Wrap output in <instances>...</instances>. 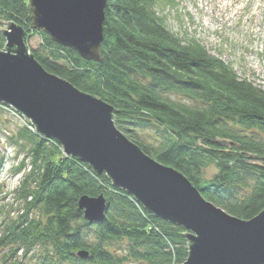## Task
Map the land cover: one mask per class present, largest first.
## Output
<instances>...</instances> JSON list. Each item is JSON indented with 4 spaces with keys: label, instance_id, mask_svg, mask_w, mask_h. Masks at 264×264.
I'll return each mask as SVG.
<instances>
[{
    "label": "trees",
    "instance_id": "trees-1",
    "mask_svg": "<svg viewBox=\"0 0 264 264\" xmlns=\"http://www.w3.org/2000/svg\"><path fill=\"white\" fill-rule=\"evenodd\" d=\"M156 2L107 0L99 62L33 29L29 0H0V27L9 20L22 26L28 51L45 70L112 105L115 126L147 155L184 174L207 201L250 219L264 208V87L238 77L197 41L183 42L157 14ZM33 34L40 35L38 49L28 45ZM4 45L0 32V49ZM25 120L20 136L29 142V172L15 188L22 209L0 223V251L8 248L1 263L27 264L22 257L35 249L42 264H122L128 257L145 264L184 262L188 241L181 226L64 155L57 141ZM152 123L160 129L157 141H140L133 130ZM210 164L217 172L204 179L202 169ZM99 194L105 216L89 222L78 199ZM122 240L128 246L120 259L108 247ZM81 250L88 257H79Z\"/></svg>",
    "mask_w": 264,
    "mask_h": 264
},
{
    "label": "water",
    "instance_id": "water-1",
    "mask_svg": "<svg viewBox=\"0 0 264 264\" xmlns=\"http://www.w3.org/2000/svg\"><path fill=\"white\" fill-rule=\"evenodd\" d=\"M106 2L29 0L27 9L33 29L99 62ZM0 32V102L56 140L64 155L87 163L98 177L105 174L151 214L181 226L188 241L182 264H264V208L241 219L207 201L184 174L147 155L115 126L112 105L45 70L28 51L22 26L9 20ZM105 205L102 194L81 195L77 207L86 220L99 222Z\"/></svg>",
    "mask_w": 264,
    "mask_h": 264
},
{
    "label": "rangeland",
    "instance_id": "rangeland-1",
    "mask_svg": "<svg viewBox=\"0 0 264 264\" xmlns=\"http://www.w3.org/2000/svg\"><path fill=\"white\" fill-rule=\"evenodd\" d=\"M156 3L157 14L183 42L197 41L209 53L229 63L238 77L264 87V0H158ZM5 22H1L0 29L5 28ZM39 39L40 35H31L28 45L38 49ZM172 99L188 103L184 97L173 96ZM25 119L12 107H0V223L16 216L22 209L15 188L29 172L26 157L29 142L20 136L26 125ZM133 131L147 144L155 143L160 134L154 123ZM215 168L210 164L202 169L203 178L213 177L217 172ZM127 246L126 240H122L112 243L108 250L122 259L127 254ZM3 251L8 252V248L0 251V257ZM18 252V257H22ZM37 255L36 249L26 252L22 261L42 264ZM122 264L145 263L128 257Z\"/></svg>",
    "mask_w": 264,
    "mask_h": 264
},
{
    "label": "built area",
    "instance_id": "built-area-1",
    "mask_svg": "<svg viewBox=\"0 0 264 264\" xmlns=\"http://www.w3.org/2000/svg\"><path fill=\"white\" fill-rule=\"evenodd\" d=\"M32 130H34L33 128H31Z\"/></svg>",
    "mask_w": 264,
    "mask_h": 264
}]
</instances>
